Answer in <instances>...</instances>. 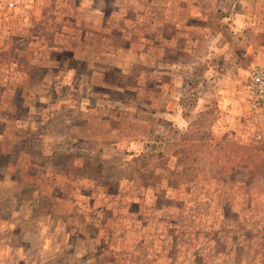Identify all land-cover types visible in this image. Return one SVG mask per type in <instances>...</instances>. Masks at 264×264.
Returning <instances> with one entry per match:
<instances>
[{"label":"rangeland","instance_id":"rangeland-1","mask_svg":"<svg viewBox=\"0 0 264 264\" xmlns=\"http://www.w3.org/2000/svg\"><path fill=\"white\" fill-rule=\"evenodd\" d=\"M264 0L0 3V264H264Z\"/></svg>","mask_w":264,"mask_h":264},{"label":"built area","instance_id":"built-area-1","mask_svg":"<svg viewBox=\"0 0 264 264\" xmlns=\"http://www.w3.org/2000/svg\"><path fill=\"white\" fill-rule=\"evenodd\" d=\"M0 3L10 10L18 5L19 0H0ZM240 99L248 112L264 123V66L257 65L248 69Z\"/></svg>","mask_w":264,"mask_h":264}]
</instances>
